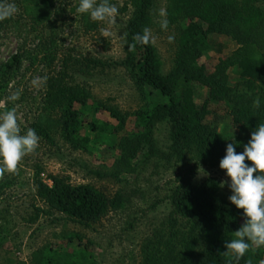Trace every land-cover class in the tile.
<instances>
[{
    "label": "rangeland",
    "instance_id": "obj_1",
    "mask_svg": "<svg viewBox=\"0 0 264 264\" xmlns=\"http://www.w3.org/2000/svg\"><path fill=\"white\" fill-rule=\"evenodd\" d=\"M153 1V20L148 30L163 62V73L167 74L178 50L179 27L167 20V0ZM113 2L117 12L112 22L90 19L96 27L88 29L83 14L76 12L79 0H55L52 20L40 27L23 16L18 0L0 1L16 7L11 23L0 30V116L15 108L20 134L34 129L33 124L46 108L48 80L66 73L68 84L82 85L92 95V101L83 109L88 120L105 126L101 132L84 128L85 136L91 138V151L71 148L59 134H54L52 140L37 134V147L22 158L17 168L0 171V262L6 256L30 262L32 254L45 246L54 247L59 257L66 259L81 238L83 244H91L95 264H143L147 242L170 228L171 198L180 184H202L215 178L221 184L223 198L232 194L225 170L204 165L192 154L182 161L171 155L167 122L155 130V153L140 157L134 172H120L122 140L140 122L136 113L149 101L164 99L149 87L139 88L123 64L133 9L130 0ZM258 5L264 10V0ZM165 21L167 26L162 27ZM261 41L264 43V38ZM237 48L238 43L231 37L211 35L200 63L213 71L221 57H230ZM16 55L20 63L10 71L5 69L4 65ZM91 59L104 65L88 63ZM230 85L250 90L236 67L230 70ZM15 93H19L18 99L10 101L8 97ZM207 94L204 88L198 90L200 104ZM100 104L127 114L123 131L117 132V121ZM207 121L218 124L224 138L233 137L232 118L223 104H212ZM53 177L72 185H91L110 199L118 197L119 207L90 227L69 222L55 211L39 214L36 208L49 209L37 197L36 182L52 186Z\"/></svg>",
    "mask_w": 264,
    "mask_h": 264
},
{
    "label": "trees",
    "instance_id": "obj_2",
    "mask_svg": "<svg viewBox=\"0 0 264 264\" xmlns=\"http://www.w3.org/2000/svg\"><path fill=\"white\" fill-rule=\"evenodd\" d=\"M258 1L167 0V20L178 25L179 34L173 67L164 74L163 62L152 41L149 39L147 44H142L134 39L136 34L143 35L144 29L151 26L154 1L130 0L133 16L127 27V57L123 64L139 88L149 87L159 92L164 100L149 101L136 113L140 122L122 140L120 172H134L140 157L155 153V130L163 122L169 125L171 155L178 161L192 154L198 162L218 168L232 140L239 142L236 151H243L251 132L259 123H264V43L261 41L264 10ZM18 2L23 16L34 26H45L52 20L55 0ZM110 2L114 4L113 0ZM11 21L10 17L0 20V30ZM83 22L88 29L96 27L87 14H83ZM214 34L231 37L238 48L230 57H221L217 67L209 71L200 61L209 37ZM19 63L20 56L16 55L4 68L10 71ZM88 63L104 65L92 59ZM235 67L250 90L242 91L230 85V70ZM65 76L66 73L57 74L48 80L46 108L33 124L34 130L49 140L59 134L71 148L91 151V138L85 136L84 128L101 132L105 126H99L97 120L89 121L83 110L92 101L91 93L82 85L68 84ZM200 88L208 91L201 104L197 97ZM257 97L261 101L259 107L254 104ZM213 103L223 104L231 116L232 138H224L218 124L207 121ZM99 107L117 121V132L126 128L127 114L113 107L101 104ZM246 163L251 162L246 160ZM52 180V186L41 180L36 182L37 197L49 209L38 207L39 214L55 211L69 222L90 227L119 207L118 197L110 199L91 185H72L59 177ZM220 192L221 184L215 178L202 184H180L171 198L170 228L159 238L147 242L143 264H264V246L249 242V249L239 261L234 253L226 251L224 241L234 237L244 217L243 210L237 209ZM90 245L83 244L80 238L66 259L60 258L54 247L45 246L32 254L30 262L6 256L0 264H95Z\"/></svg>",
    "mask_w": 264,
    "mask_h": 264
},
{
    "label": "clouds",
    "instance_id": "obj_3",
    "mask_svg": "<svg viewBox=\"0 0 264 264\" xmlns=\"http://www.w3.org/2000/svg\"><path fill=\"white\" fill-rule=\"evenodd\" d=\"M16 12L14 3L0 4V20L11 17ZM76 12L87 14L92 21L111 23L117 8L110 0H79ZM167 22L162 24L166 27ZM107 35V31H104ZM134 39L147 44L150 39L149 30L144 29L143 35L136 34ZM35 83V81H34ZM19 93L8 97L15 101ZM260 98L254 100L260 106ZM39 137L34 129L29 128L20 134L15 108L0 116V171H14L22 158L32 152L38 145ZM226 146V154L220 160V168L230 178L229 196L231 204L242 209L244 223L234 232V237L224 241L226 251L235 254L239 261L250 247L264 246V123H259L243 151L237 152L238 141L232 140ZM250 161L251 163H246Z\"/></svg>",
    "mask_w": 264,
    "mask_h": 264
},
{
    "label": "crops",
    "instance_id": "obj_4",
    "mask_svg": "<svg viewBox=\"0 0 264 264\" xmlns=\"http://www.w3.org/2000/svg\"><path fill=\"white\" fill-rule=\"evenodd\" d=\"M24 261H28L26 258H23ZM29 262V261H28Z\"/></svg>",
    "mask_w": 264,
    "mask_h": 264
}]
</instances>
